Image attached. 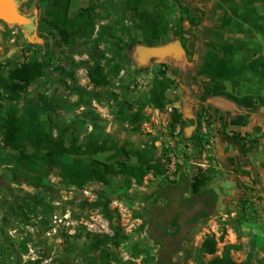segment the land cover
<instances>
[{
    "label": "rangeland",
    "instance_id": "374dc122",
    "mask_svg": "<svg viewBox=\"0 0 264 264\" xmlns=\"http://www.w3.org/2000/svg\"><path fill=\"white\" fill-rule=\"evenodd\" d=\"M198 2L18 0L17 11L34 18L31 33L0 23V264H155L151 197L180 172L189 183L199 175L212 178L213 169L200 126L189 141L184 83L163 60L171 56L141 51L177 43L182 57L194 56L201 68L202 45L194 42L201 43L203 33L195 37L191 30L202 24ZM81 9H88V25L75 20ZM68 23H78L77 31ZM21 67L35 68L38 76L28 83L11 78ZM26 115L60 147L59 159L47 161L24 142H7L6 123ZM133 153L154 168L139 181L126 173L83 184L60 177V168L73 163L134 166ZM189 195L187 189L180 197ZM231 198L193 225L171 260H264V242L258 245L250 229L239 227L258 219L257 208ZM163 232L170 236L173 228ZM207 239L210 255L200 248Z\"/></svg>",
    "mask_w": 264,
    "mask_h": 264
},
{
    "label": "crops",
    "instance_id": "0c3cea01",
    "mask_svg": "<svg viewBox=\"0 0 264 264\" xmlns=\"http://www.w3.org/2000/svg\"><path fill=\"white\" fill-rule=\"evenodd\" d=\"M196 2L201 3L197 9L202 24L191 30L195 37L203 33L202 42H194L202 45L203 66L198 67L194 56L190 61L185 55L163 60L185 86L189 141L196 126L201 127L213 169L206 188L213 185L220 205L235 197L257 208L258 219L239 227L250 229L260 245L264 242V0ZM206 80L214 86L200 87Z\"/></svg>",
    "mask_w": 264,
    "mask_h": 264
},
{
    "label": "trees",
    "instance_id": "16d2710c",
    "mask_svg": "<svg viewBox=\"0 0 264 264\" xmlns=\"http://www.w3.org/2000/svg\"><path fill=\"white\" fill-rule=\"evenodd\" d=\"M87 12L88 9H81L75 15V20L83 26L88 25L86 22ZM142 15L146 26L152 29L153 23L151 20L145 14ZM65 27L77 31L78 23H68ZM37 76L38 73L35 68L21 67L11 75V78H15L22 83H28ZM207 94V91H205L204 96ZM5 129L7 142L14 141L16 145L19 142H24L35 151H42L47 161L59 159L62 150L56 145H50L30 115H26L24 119L7 122ZM233 137L236 138L237 136L234 135ZM132 157L134 158V166H124L117 163L100 164L94 161L82 166H77L74 163L65 165L60 168V177L67 183L83 184L91 181L100 182L107 175L126 173L139 181L145 173L154 169L148 166V161L141 154L133 153ZM210 181L211 176L199 175L198 178L187 183L185 174L180 172L175 183L161 187L151 197L148 203V232L151 239L158 246L157 258L159 264H162L160 258H167L179 250L180 240L190 233L195 223L211 215L214 209V196L206 188ZM187 189L190 191L189 197L181 199L180 196ZM157 200H164L165 205L156 207L155 202ZM168 227L173 228L170 236H166L163 232V229ZM200 248L204 254H212L214 251L213 241L211 239L204 240ZM207 264L233 263L224 255L219 258H212Z\"/></svg>",
    "mask_w": 264,
    "mask_h": 264
},
{
    "label": "water",
    "instance_id": "95a60500",
    "mask_svg": "<svg viewBox=\"0 0 264 264\" xmlns=\"http://www.w3.org/2000/svg\"><path fill=\"white\" fill-rule=\"evenodd\" d=\"M17 3L18 0H0V22L8 25V26H17L22 28L26 34L31 33L34 26V18L26 17L20 14L17 11ZM143 55H151L157 59H162L169 54L173 58H180L182 57V51L177 43H173L171 45L157 48V49H145L141 51ZM208 188L212 191L215 195V207L219 205V207H223L224 205H220V199L217 196V192L213 190V185H209ZM164 262L168 263V259H164ZM264 264V260L260 263Z\"/></svg>",
    "mask_w": 264,
    "mask_h": 264
},
{
    "label": "flooded vegetation",
    "instance_id": "af4514ba",
    "mask_svg": "<svg viewBox=\"0 0 264 264\" xmlns=\"http://www.w3.org/2000/svg\"><path fill=\"white\" fill-rule=\"evenodd\" d=\"M0 23H1V22H0ZM179 251H180V250H178V251L175 252L173 255H171V256H169V257H167V258H160L162 264H181L180 260H171V259L173 258V256H175L176 254L179 253ZM164 259H168L169 262H168V263L164 262V261H163ZM155 264H159V263H158V258L156 259Z\"/></svg>",
    "mask_w": 264,
    "mask_h": 264
}]
</instances>
